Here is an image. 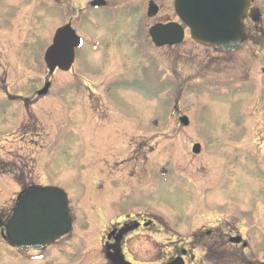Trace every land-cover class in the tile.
I'll return each instance as SVG.
<instances>
[{"label": "rangeland", "instance_id": "obj_1", "mask_svg": "<svg viewBox=\"0 0 264 264\" xmlns=\"http://www.w3.org/2000/svg\"><path fill=\"white\" fill-rule=\"evenodd\" d=\"M88 1L0 0V209L14 205L21 181L63 189L73 215L71 241L38 257L0 237V264H107L100 238L117 212L154 214L178 232L127 239L154 264L202 221L264 230V0H251L257 18L244 21L256 41L220 54L187 29L178 45L152 44L151 23L177 21L174 0H152L154 17L149 0H108L98 11ZM67 21L84 44L70 73L51 76L43 53ZM113 161L122 164L109 173ZM245 234L250 264H263L264 233Z\"/></svg>", "mask_w": 264, "mask_h": 264}, {"label": "water", "instance_id": "obj_2", "mask_svg": "<svg viewBox=\"0 0 264 264\" xmlns=\"http://www.w3.org/2000/svg\"><path fill=\"white\" fill-rule=\"evenodd\" d=\"M249 0H175V12L188 27L191 38L197 43L211 47L218 52H234L246 40L242 19L247 11ZM150 12L156 8L150 4ZM150 35L156 46L172 45L181 42L182 28L175 24L155 25ZM78 38L70 25L57 30L52 44L44 53V62L50 73L55 68L66 71L74 59V47ZM47 82L38 91L44 95L49 88ZM187 124L186 117L180 119ZM200 146L195 144L192 151L198 153ZM71 228L68 199L66 193L53 186H30L17 199L12 215L4 223L0 219V230L7 242L14 247L39 250L49 245ZM231 241H239L232 238ZM111 260L114 264H126L117 252ZM168 264H183L176 259Z\"/></svg>", "mask_w": 264, "mask_h": 264}, {"label": "flooded vegetation", "instance_id": "obj_3", "mask_svg": "<svg viewBox=\"0 0 264 264\" xmlns=\"http://www.w3.org/2000/svg\"><path fill=\"white\" fill-rule=\"evenodd\" d=\"M91 1L92 0H89L87 2L89 8H91L90 7ZM105 1L107 5L109 1L108 0ZM148 2H154V1L149 0ZM56 4L59 5L58 2ZM71 6L73 5L68 4L67 7H71ZM74 8L75 7H73V9ZM255 15L256 13L250 7L248 13L245 16L244 21L256 19L257 15L256 16ZM167 22L169 21H162V20L155 21L151 23L149 27L154 23H167ZM149 27L147 28V30L149 29ZM247 34H248L247 42L252 40L256 41L255 38L250 39L248 32ZM127 126L131 127L133 126V124L128 122ZM110 137H111L110 139H112V145L110 146L115 148L116 140L114 141L113 138L116 137V135H112ZM99 141L101 144V142L104 140L103 138H101ZM87 142L90 148L94 147L93 140H88ZM102 145L103 144L98 146L101 147ZM128 156L129 158L126 161L128 162L130 160V162L134 163L130 165L132 171L129 172L130 173L129 177L132 178L133 167L135 168V162H136L135 159L139 157V146H136L135 149L131 147V150L129 147ZM120 164H122L121 161H113V165L111 164L106 168L109 173L117 172V170H114L112 167L113 166L117 167V165L120 166ZM199 215H200V220L201 218H203V216H205L203 215V212H201ZM1 216L3 219L6 218V214H2ZM108 219H109L108 225L102 231L103 235H101L100 238V244L101 247L103 248L104 257L105 260L107 261V264H112L108 256H111L113 251L121 252L124 257V260L131 264H152V262L142 261L143 255H147L146 252H140L139 250L131 251L127 246V239L134 234H137L139 236L141 235L151 236L152 233H166V232L178 233L172 227H169L168 226L169 224L164 223L165 221H162L158 216L154 214H148L146 212H141V211H136L135 213L117 212L115 214L110 215ZM229 223L230 222L228 220L224 222L222 221L221 223H218L217 220V222L213 224H210L209 221L206 222L202 221L195 229H192L190 231V233H194V234H192L188 238V241L181 240V242L180 241L173 242L174 252H175L174 255L181 256L184 262L187 264H250V261L246 256V253L250 247L249 237L246 234L242 235V233H264V230L234 229L231 223L230 225ZM233 236L240 237L241 241L239 243L230 242V238ZM244 242L247 244V247L243 246ZM194 251H201L202 254L200 253V256L196 257V255L193 254ZM174 255L172 257L167 258L166 260L167 261L171 260L174 257Z\"/></svg>", "mask_w": 264, "mask_h": 264}, {"label": "trees", "instance_id": "obj_4", "mask_svg": "<svg viewBox=\"0 0 264 264\" xmlns=\"http://www.w3.org/2000/svg\"><path fill=\"white\" fill-rule=\"evenodd\" d=\"M24 186V185H23Z\"/></svg>", "mask_w": 264, "mask_h": 264}]
</instances>
